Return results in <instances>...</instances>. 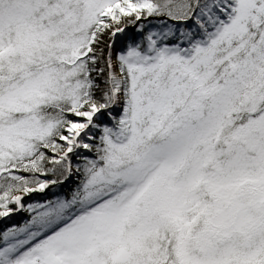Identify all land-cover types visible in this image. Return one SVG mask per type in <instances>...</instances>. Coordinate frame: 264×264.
Returning <instances> with one entry per match:
<instances>
[{
	"label": "snow or ice",
	"instance_id": "6c2138e0",
	"mask_svg": "<svg viewBox=\"0 0 264 264\" xmlns=\"http://www.w3.org/2000/svg\"><path fill=\"white\" fill-rule=\"evenodd\" d=\"M0 264H264V0H0Z\"/></svg>",
	"mask_w": 264,
	"mask_h": 264
}]
</instances>
